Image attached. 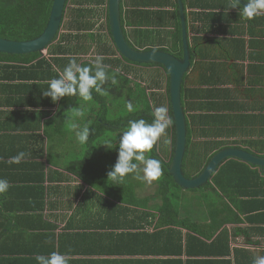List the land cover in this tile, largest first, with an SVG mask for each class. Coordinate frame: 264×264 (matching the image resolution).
Returning a JSON list of instances; mask_svg holds the SVG:
<instances>
[{"label":"crops","instance_id":"0c3cea01","mask_svg":"<svg viewBox=\"0 0 264 264\" xmlns=\"http://www.w3.org/2000/svg\"><path fill=\"white\" fill-rule=\"evenodd\" d=\"M95 1L86 3L84 19L93 18L98 35L107 36L108 0ZM131 2L139 3L135 8L141 11L135 19L143 20L139 34L135 26H123L132 43L173 44L179 26L183 35L179 0H121V17L122 3L126 10ZM181 2L189 49L204 53L184 78L186 117L210 110L227 116L223 127L234 123L243 131L230 140L249 142V152L264 157L258 151L264 149V14L246 19V0L241 9L230 8L231 0ZM142 32L153 36L147 39ZM44 58L50 59L49 49L29 65L0 63V179L10 184L0 194V264H38L37 255L53 251L67 254L69 264H253L254 257L264 256L263 197H241L240 213L221 192L217 197L210 189L174 190L168 223H162L155 181L140 185L134 174L120 184L108 179L119 142L111 141V148L101 141L81 145L69 124L65 129L52 121L60 100L53 102L43 91L68 63L52 62L45 76L39 68L22 70ZM83 118H77L81 127ZM21 151L29 155L11 162ZM254 168L264 176V169ZM229 206L240 223L223 222L232 216Z\"/></svg>","mask_w":264,"mask_h":264},{"label":"trees","instance_id":"16d2710c","mask_svg":"<svg viewBox=\"0 0 264 264\" xmlns=\"http://www.w3.org/2000/svg\"><path fill=\"white\" fill-rule=\"evenodd\" d=\"M94 1L69 0L68 6H66L65 20H67L64 24L65 33L60 35V37L57 36L55 43L49 48L50 59L44 58L38 61V67L33 64L22 70L30 71L39 68L42 71L41 75L45 76L50 74L52 62L59 65L65 62L69 63L70 58L75 56L77 63L89 65L96 55H103L105 57L103 63L108 66V73L110 75L116 74L118 83L112 85L110 81L107 82L103 85L107 94L100 95L93 92L92 101H83L78 97L68 96L59 99V109L52 120L55 124H61L62 128L66 129V126L70 124L73 107L81 106L82 108H89L92 114L87 115L86 113L87 116L81 122L83 125L88 124L90 128L95 130L94 134L90 135L88 141L90 143L96 141H115L118 143L119 139L115 140L113 137H110L109 133L118 132L120 135L129 120L144 118L148 123H151L153 120L151 113L155 107L165 106L168 109L171 124L166 130V134L158 139L153 150L150 153H146V156L157 158L162 162V175L158 180H155V185L158 197L162 202L159 209L161 213L160 221L168 223L172 205L171 193L174 190H183V188L175 183L173 176L169 172L176 143V127L170 103V76L161 65H143V67L152 69L146 71L132 66L133 64L129 60L122 56L120 57V53L113 43L110 31L107 36L98 35L100 30L96 26L94 19H91L92 22L84 19L88 9L85 8L86 3L88 5V3L91 4ZM124 1L122 0L123 3ZM53 2L54 0H0V38L12 41H29L39 37L48 24ZM95 2L98 5L103 4L102 0ZM123 3L122 22L124 28L126 24L133 25L135 26L133 32L139 34L140 30L137 27L143 23V20L139 18L135 19L134 17V13L141 12L135 8L139 3L131 2L129 9L127 7L126 10L123 9ZM133 8L135 9L133 10ZM80 20L82 21L79 22ZM96 29L98 32L95 31ZM129 32L127 29H124L127 42L134 49L161 50L171 53L180 59L183 58L184 50L181 26L177 30V35L174 36L173 44L167 41L152 42L153 44L151 43L149 46L147 44L142 45L140 41L132 43L129 38ZM144 35L147 39L153 36V34L147 32ZM189 50L191 62L203 53V50L198 52L194 48ZM40 57V53L27 55L0 53V63L9 62L29 65ZM204 57H207V53ZM134 65L137 66V64ZM5 67L14 70L21 69L18 66L11 65H5ZM156 67H159V69H154ZM163 70L168 78L166 93L163 92L165 83ZM24 76L27 77L26 75ZM111 101H116L117 107L122 111L121 117H117L116 120H108L110 116L108 111L112 108V105H110ZM129 102L133 106V111H129L127 108ZM191 109L195 108L191 107ZM214 111L210 110L205 112L206 114H196L189 116V119L187 118L188 137L183 172L189 179L197 177L215 154L221 150L232 146L243 148L242 144H246L248 146L247 150L251 151V143L243 142L242 140H230L231 137H237L242 134L243 131L239 129V126L227 122V126L223 127L227 116ZM185 113L187 114V110H185ZM108 121L110 122L108 123ZM60 132L64 133V131ZM171 134L172 141L170 139ZM199 136L203 139L197 140ZM238 144H241V146ZM258 151L264 154V149H259ZM137 171L139 172V169ZM203 189L215 191L217 197H219L218 192L225 194L227 196L226 199L231 200L234 203L235 209L240 213L243 211L239 207V204H237V201L239 203L241 197L251 198L253 195L263 197L261 205L264 206V176L259 172L258 168L237 160L225 162L214 174L212 182L196 190ZM231 194L234 195L231 196ZM229 209L232 216L228 215V217L222 219L223 222L240 223L242 221L240 215L230 206Z\"/></svg>","mask_w":264,"mask_h":264},{"label":"clouds","instance_id":"9594fccd","mask_svg":"<svg viewBox=\"0 0 264 264\" xmlns=\"http://www.w3.org/2000/svg\"><path fill=\"white\" fill-rule=\"evenodd\" d=\"M230 8L241 9V0H231ZM242 14L246 19H253L264 14V0H246L245 5L242 6ZM104 59L103 55H96L91 64L82 65L77 63L75 56H72L58 78H52L48 81L49 87L43 91V95L50 97L53 102H57L65 96L92 101L93 92L106 95L103 85L109 81L112 85H116L118 81L116 74L110 75L108 73V66L103 63ZM127 108L129 111H133L130 102ZM84 115L81 106L73 107L70 119L73 117L83 118ZM151 115L153 116L151 123H148L144 118L129 120L120 134L118 158L112 170L108 172V179L111 178L116 184H120L129 174H134L133 178L136 180L149 183L161 177L162 162L157 158L146 156V153H150L158 139L166 134V130L171 124V118L168 116V109L165 106L155 107ZM71 128L81 145L86 144L90 135L95 132L88 124L81 127L73 122ZM110 144L111 141H106L102 145L111 148ZM230 148L241 147L232 146ZM28 155V153L21 151L11 158V162L20 163ZM141 165H143V175L137 171ZM212 181L213 179L210 182ZM9 188V181L0 179V194L7 193ZM35 259L38 264H69L68 255L56 251L47 256L37 255ZM253 264H264V256L254 257Z\"/></svg>","mask_w":264,"mask_h":264},{"label":"water","instance_id":"95a60500","mask_svg":"<svg viewBox=\"0 0 264 264\" xmlns=\"http://www.w3.org/2000/svg\"><path fill=\"white\" fill-rule=\"evenodd\" d=\"M69 0H54L51 15L44 32L29 41H12L0 38V53L27 55L45 52L55 43L62 32L66 6ZM181 12L182 2L179 0ZM241 3L244 4L243 0ZM109 23L114 45L123 58L141 65H161L170 76V103L176 127V143L169 172L177 185L185 190H195L209 183L217 170L229 160H237L252 167L264 168V157L243 148H227L219 151L208 162L204 170L195 178H187L183 172V162L187 148V117L182 103V89L185 75L191 68L188 32L181 13L183 27V58L161 50H137L127 42L121 17V0H108Z\"/></svg>","mask_w":264,"mask_h":264},{"label":"rangeland","instance_id":"374dc122","mask_svg":"<svg viewBox=\"0 0 264 264\" xmlns=\"http://www.w3.org/2000/svg\"><path fill=\"white\" fill-rule=\"evenodd\" d=\"M110 105H112V108H110L109 109V114H110V116H109V119L108 120H116L117 119V117H121V114H122V111H121V109H119L118 107H117V102L116 101H111L110 102ZM82 109H85V111L86 112H84L85 113V115H86V113H87V115L88 114H92V112L90 111V109L89 108H82ZM96 111H98V110H96ZM84 115V116H85ZM77 121H79V119H77V118H75V117H73V118H71V120H70V124H69V126H68V128H71V124L73 123V122H75V123H77ZM110 121H108V123H109ZM78 124V123H77ZM81 124V123H80ZM79 124V125H80ZM109 132H111V131H109ZM109 135H110V137H113L115 140L116 139H119V134H118V132H112V133H109ZM118 141V140H117ZM142 165L140 166V168H139V173L141 174V175H143V172H142ZM136 182L138 183V184H140V185H144V183H145V181H140V180H136ZM154 184V183H153ZM155 185V184H154Z\"/></svg>","mask_w":264,"mask_h":264}]
</instances>
